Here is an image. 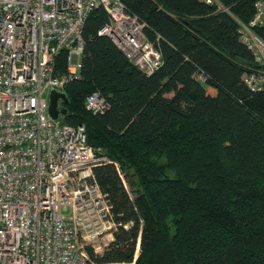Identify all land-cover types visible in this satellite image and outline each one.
<instances>
[{
    "label": "trees",
    "instance_id": "obj_1",
    "mask_svg": "<svg viewBox=\"0 0 264 264\" xmlns=\"http://www.w3.org/2000/svg\"><path fill=\"white\" fill-rule=\"evenodd\" d=\"M217 1L222 9L123 0L162 54L150 77L99 34L104 9L86 23L65 123L85 127L88 144L120 165L135 195L115 165L94 169L117 223L102 255L87 247L95 264H264V97L245 83L256 63L239 35L258 0ZM253 31L264 40V27ZM67 57L59 54L57 72L68 73ZM94 92L109 104L103 114L86 109Z\"/></svg>",
    "mask_w": 264,
    "mask_h": 264
},
{
    "label": "built area",
    "instance_id": "obj_2",
    "mask_svg": "<svg viewBox=\"0 0 264 264\" xmlns=\"http://www.w3.org/2000/svg\"><path fill=\"white\" fill-rule=\"evenodd\" d=\"M205 2L222 9L217 0ZM100 8L109 22L99 34L145 76L154 75L162 54L123 0H0V264H95L86 247L114 239L117 223L94 169L115 165L128 190L125 174L88 144L84 126L49 113L51 93H65L80 78L85 26ZM255 8L239 35L256 63L245 83L264 97V40L253 31L264 27V0ZM62 51L67 74L56 71ZM85 105L93 114L109 109L98 92Z\"/></svg>",
    "mask_w": 264,
    "mask_h": 264
},
{
    "label": "water",
    "instance_id": "obj_3",
    "mask_svg": "<svg viewBox=\"0 0 264 264\" xmlns=\"http://www.w3.org/2000/svg\"><path fill=\"white\" fill-rule=\"evenodd\" d=\"M60 101H62L63 103H68L67 95L65 93L53 91L50 95L49 113L54 119H58L60 115H62L63 118L61 120V123L64 124L66 122L65 117L68 113V110L66 108H59Z\"/></svg>",
    "mask_w": 264,
    "mask_h": 264
},
{
    "label": "rangeland",
    "instance_id": "obj_4",
    "mask_svg": "<svg viewBox=\"0 0 264 264\" xmlns=\"http://www.w3.org/2000/svg\"><path fill=\"white\" fill-rule=\"evenodd\" d=\"M62 107H63V103L60 102V108H62ZM128 191L130 192L131 197L134 198L135 195L131 192V188H130L129 184H128ZM112 241L113 240L110 241V238H108V237H105V238L103 237L99 242L95 243V247H92V246H89V247L92 248L96 254L102 255L105 252V250L108 248V246L110 245V243ZM106 244H108V245H106ZM139 250H140V246H139V243H138V249H137V251H139Z\"/></svg>",
    "mask_w": 264,
    "mask_h": 264
}]
</instances>
